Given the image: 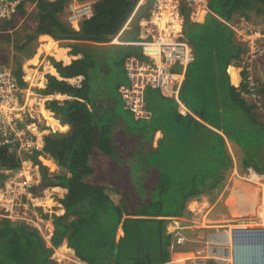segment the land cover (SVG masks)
Listing matches in <instances>:
<instances>
[{
	"label": "trees",
	"instance_id": "trees-1",
	"mask_svg": "<svg viewBox=\"0 0 264 264\" xmlns=\"http://www.w3.org/2000/svg\"><path fill=\"white\" fill-rule=\"evenodd\" d=\"M27 1L36 2L34 23L24 24L18 33L24 36L13 40V49L29 58L38 37L46 35L55 42H71L80 55L69 66L55 63L65 80H42L48 81L45 93L70 98L49 103L69 123V132L44 138V152L64 173L55 179L67 189L59 200L65 213L52 215L50 247L36 229L1 219L0 264H46L62 243L86 264H167L171 218L181 217L187 201L216 188L233 167L226 140L236 145L242 169L251 167L264 175V117L257 119L240 96L249 92V83L236 89L227 73L229 63L244 50L216 18L260 19L264 0H208L203 23L185 19L184 35L193 46L194 61L186 70L180 100L203 123L180 116L175 102L153 90L145 97L148 121L135 122L124 109L118 93L125 82L123 62L137 52L101 45L119 34L139 0H96L78 31L58 16L69 0ZM137 13V18H146L148 5ZM129 32L124 39L137 35ZM0 40L12 42L9 36ZM18 61L13 74L23 88L27 84ZM72 78L79 80L71 83ZM262 105L264 100L259 111ZM51 127L60 131L53 122ZM157 128L162 137L153 147ZM19 167L0 149V181L8 177L5 171Z\"/></svg>",
	"mask_w": 264,
	"mask_h": 264
},
{
	"label": "built area",
	"instance_id": "built-area-1",
	"mask_svg": "<svg viewBox=\"0 0 264 264\" xmlns=\"http://www.w3.org/2000/svg\"><path fill=\"white\" fill-rule=\"evenodd\" d=\"M95 1L69 0L62 10L66 24L70 27L79 25L91 15ZM27 3V0H0V34L16 30L26 13ZM146 4L149 15L140 26V36L135 40L122 41L116 38L117 35L110 41L137 52L127 56L123 62L125 82L118 88L123 107L133 121H148L151 112L146 106L145 96L147 90H154L175 102L180 116H193L180 100L186 70L194 61L193 46L184 35L185 19L193 23L202 20L209 12L208 0H139L124 26H129L135 13ZM216 18L237 37L250 63L264 53V14L254 24L241 17L235 21ZM39 67V64L28 66L32 78L25 77V73L22 79L27 85L21 88L11 69L0 65V149H5L8 156L20 163L16 174L4 172L8 175V182H0V220L25 223L36 229L44 242H48L52 220L47 215L58 214L53 207L47 212L44 189L47 181L31 160L40 157L39 161L55 162L44 152V138L59 133L49 126V122H58V116L49 103L70 98L64 93H45L44 87L34 81ZM55 165L59 167L56 162ZM233 171V175L238 177L240 170L234 166ZM241 178L250 184L260 185V188L264 185V175L251 167L244 168ZM40 206L43 212L39 210ZM260 220L239 219L221 231L216 230L194 248L191 245L193 241L177 228L171 239L172 251L178 255L177 248H182L180 253L185 251L189 255L185 257L186 264H234L236 256L231 246V233L234 229L262 228L264 220Z\"/></svg>",
	"mask_w": 264,
	"mask_h": 264
},
{
	"label": "rangeland",
	"instance_id": "rangeland-1",
	"mask_svg": "<svg viewBox=\"0 0 264 264\" xmlns=\"http://www.w3.org/2000/svg\"><path fill=\"white\" fill-rule=\"evenodd\" d=\"M26 13L22 16L20 19L19 25L14 30V32L10 33H1L0 37L2 36H9L12 38L11 43L3 42L0 40V65H3L5 67H8L13 72L14 68L16 67V64L19 63L18 60H21L22 65V76L30 77L32 78V75L28 74L29 71H27L29 66V61L34 57L38 50V41H37V47L35 51L32 53V55L28 58V55L24 51H17V49L14 48V42L18 41L20 37L23 38L24 34L19 35L18 33L21 31L24 24H33L34 23V17H35V9H32V7L25 8ZM33 12L32 16L30 15ZM25 17V20H24ZM249 23L254 24L257 23L259 20V17H255L253 15L250 16ZM234 39L238 41L237 37L234 36ZM27 55V56H26ZM43 58V57H42ZM41 58V59H42ZM242 60H235L234 65H238L240 67L239 75L242 80V77L245 76L242 85L244 82H249V92L246 91L241 92L240 96L244 99L247 106L251 107L253 105H256L261 103L262 100H264V58L262 59V64L257 68V70L251 69L252 66L256 65H250V59L249 57L246 58V55L241 56ZM40 59V60H41ZM249 64V66H248ZM36 68V67H35ZM243 69H246V71H241ZM242 72V74H241ZM248 80V81H247ZM43 85H47V83H44ZM42 85V86H43ZM44 89L46 86H43ZM148 91L152 90H147ZM154 91V90H153ZM158 92V91H157ZM146 97V96H145ZM258 106V105H257ZM50 108H52L49 105ZM264 108V107H262ZM251 113L256 117L262 120L264 117V110L257 112L255 114L252 109ZM129 115V114H128ZM229 151L231 153L232 159H233V167L229 171L227 170L225 172V175L223 179L221 180L220 184L217 185L216 188L209 191L208 193L201 195L197 198H194L192 200L194 204H192L188 210L186 211V215L182 221H177L176 224L171 223L167 226V232L170 234V243L169 246L166 247L167 252V258L169 264H186V256H189L185 251L183 254H181L180 250H183L182 248H177L178 255L175 254V251H172L171 247V239L172 236L177 228L181 230V233L183 232L185 236L189 240H192L193 243L191 244L194 248L195 246L199 245L202 241H204L207 237L211 236L216 230L221 231L226 228L227 225H231L233 222L239 220V219H248V220H264V191L260 189L258 192V198L253 197L254 189L260 188L258 184H250L246 180L242 179V173H244V169L240 167V155L238 150H235L234 147L230 146ZM40 157H35L33 160H31L34 165L38 166L39 172L41 173L42 178L47 177L50 174H52L53 171V165L45 162V161H39ZM237 167L238 169V177L236 175H233V168ZM18 172V169H10L7 174H16ZM5 174V173H4ZM233 175L234 183L233 191L230 190V186L227 183L228 179L231 178ZM7 178L0 181L1 183H6L8 180ZM233 179L231 182H233ZM49 183L50 180H49ZM232 184V183H231ZM230 184V185H231ZM49 185H46V188ZM238 187V194L236 193V188ZM49 189V188H48ZM48 189H45L48 190ZM46 194V193H45ZM54 195H52L53 197ZM236 198L235 199V205H230L228 203V198ZM253 199V200H252ZM251 202H253V209L251 210ZM225 204L230 206H224ZM235 207L236 210L233 208ZM56 209V207H55ZM40 210V209H39ZM58 210V209H57ZM51 211V205L48 206L47 212ZM48 218H51L52 220V214L47 215ZM46 216L45 218L48 219ZM261 221V220H260ZM236 235V242H238L240 239L247 241V243H250L253 241L255 237H257L260 241L263 242L264 245V227L262 228H250V229H234L233 231ZM62 246L57 247L53 250V254L49 257L48 260H51L52 262L56 264H83V262H80L76 258H74L73 253L70 252L68 248H60ZM64 249V250H63ZM185 249V248H184ZM63 250V251H62ZM62 251V252H61ZM185 254V255H184ZM237 256L235 257V263L234 264H258L255 256H247L242 253H240V249L237 248ZM191 255V254H190ZM248 259V260H247Z\"/></svg>",
	"mask_w": 264,
	"mask_h": 264
},
{
	"label": "crops",
	"instance_id": "crops-1",
	"mask_svg": "<svg viewBox=\"0 0 264 264\" xmlns=\"http://www.w3.org/2000/svg\"><path fill=\"white\" fill-rule=\"evenodd\" d=\"M27 7H32V9H35V11H36L35 2H28L26 4V8ZM32 14H33V12L30 15L32 16ZM137 15H138V13L136 12L135 15H134V18L131 21V24H129V26H127V27L124 26L122 28V31H123L122 34H121V31H120V33L118 34V36L116 38H119V40H122V41H131V40L137 39L140 36V26L143 23V21L148 19V18H137ZM58 16L62 20V22H64L66 24L65 19H64L63 14H62V11L58 14ZM241 18H244V17H241ZM201 21L202 20L200 19V22ZM203 21H204V19H203ZM73 26L74 27H71L73 30H75V31L79 30L80 26L78 24H75ZM132 29L137 32V35L135 37H133V38L124 39L123 38L124 32L126 33V35L127 34L129 35V33H130L129 31H131ZM232 34H233V32H232ZM233 37H234V34H233ZM37 41H38V50H37L36 54L34 55V57L29 61V66L30 65H36V64H39V66H40L38 72L36 73V75L34 77V81L37 84L42 86L44 84L42 82V80H43V78H46L47 76L48 77L49 76L54 77L58 81L65 80L64 78L60 77V75L58 74V72H57L56 68L54 67V65H55V63H58V64H60L63 67L64 66H69L72 63V61H74V60H76V59H78L80 57V55H75V53L73 52L72 47H71L72 43L69 42V41L55 42L49 36H46V35L39 36ZM233 41L235 43L239 44V42L236 41L234 38H233ZM108 44L117 46V45H115L112 42L103 44L101 46L102 47L103 46H107ZM119 47L130 48V47H125V46H119ZM242 55H244V53H242L237 59L238 60L239 59L242 60V58H241ZM263 58H264V53H262V55L256 56V59L253 60L250 63V65L253 63L252 65H256V66H252L251 69L257 70V68L260 66V64H262V59ZM237 59H235V60H237ZM235 60H232L229 63V65L227 67V73H228L229 78H230V84L237 89L238 87L242 86V83H243V80H244L245 76H243L242 80H241L240 75H239L240 67L238 65H236V64H235V66H233ZM248 66H249V64H248ZM27 71H28V69H27ZM241 71L245 72L246 69H243ZM241 74H242V72H241ZM78 80H79V78H77V79L72 78V79L69 80V82L74 83V82H77ZM43 86H46V85H43ZM164 101H166V100H164ZM166 102H168V101H166ZM257 105H259V103ZM257 105L255 103V105H253L252 108H251L252 111L255 114H257V112H260ZM263 106L264 105H262L260 108H262ZM56 115L58 116V119H57L58 122L55 123V124L58 125L57 128H59V130H60V131H58L59 133H57V134L64 135V134L68 133L69 130H70L69 123L62 116H60L59 114H56ZM192 117H194L198 122H202L199 118L195 117L194 115ZM141 122H145V121H141ZM50 124L52 125V122H50ZM60 125L62 126V128L60 127ZM209 128L211 130H213V131H216L212 127H209ZM161 137H162V134H161L160 130L158 128L155 129V131L153 132V137L151 139V144H152L153 147H156L158 145V142L160 141ZM225 145H226V148L228 150H229L230 146L234 147L235 150H237V147H236V145L233 142H229V141L226 140ZM229 153H230V151H229ZM230 155H231V153H230ZM232 161H233V159H232ZM45 162H47V164L50 163V164L53 165V169L51 170L53 172L49 176L43 177V178H45V180L47 181V185L54 187V188H49V189L47 188L48 190L45 191V193H46L45 203L48 206L51 205V207H53V209L57 211L58 216H62L65 213V211H64L63 207L61 206V204H60V202L58 200H61L65 196V194L67 192V189H66V187L64 185H62L61 183L57 182V180L55 178L59 177V176H63L64 173H63L62 170H60L59 167H57L55 165V162H50V161H45ZM231 169L232 168L230 167L229 171ZM41 176H43V175H41ZM232 179H233V175L231 176V178L228 179L227 183L230 186V190L233 191L234 189H233L232 185H235V183H234V179H233V182H231ZM49 180H50L51 183H49ZM44 189H46V188H44ZM260 189L261 188L254 189V193H253V197L252 198H254V197L258 198V192L257 191H260ZM261 190L264 191V185H263ZM236 193L238 194V187L236 188ZM52 195H54V196L52 197ZM235 199H236L235 197L233 199L232 198H228V203L230 205L234 206L235 205ZM193 201L194 200H192V199L187 201V203L185 205L184 213H183V215L181 217L171 218L173 224H176L177 221H182V219H184L185 216H187L186 215V211L188 210V208L192 204H194ZM251 203L253 205V202H251ZM58 204L60 205V207H58L59 206ZM230 205L225 204L224 206H230ZM55 207H56V209H55ZM233 208L236 210L235 207H233ZM39 209L43 210V207L40 206ZM45 243H46V245L48 247H50L49 241L45 242ZM60 246H62L60 248H68L70 250V252L73 253V255H74L73 257L76 258L77 260H79L75 256L74 251L72 249H70L67 246L66 243H62ZM171 247H172V244H171ZM80 262H82V261H80ZM83 264H86V263L83 262Z\"/></svg>",
	"mask_w": 264,
	"mask_h": 264
},
{
	"label": "bare ground",
	"instance_id": "bare-ground-1",
	"mask_svg": "<svg viewBox=\"0 0 264 264\" xmlns=\"http://www.w3.org/2000/svg\"><path fill=\"white\" fill-rule=\"evenodd\" d=\"M49 126L51 127L50 122H49ZM250 207L252 210L253 209L252 203ZM40 211L43 212V210H40ZM231 234H232L231 246L235 251V256L238 255L237 254V248H238L240 249V253L247 255L249 257L254 255L258 264H264V245L262 241H260L257 237H255L253 241L250 243H247V241H244L241 239L238 242H236L238 238H236L235 233H231Z\"/></svg>",
	"mask_w": 264,
	"mask_h": 264
},
{
	"label": "water",
	"instance_id": "water-1",
	"mask_svg": "<svg viewBox=\"0 0 264 264\" xmlns=\"http://www.w3.org/2000/svg\"><path fill=\"white\" fill-rule=\"evenodd\" d=\"M46 264H56V263L52 262L51 260H47Z\"/></svg>",
	"mask_w": 264,
	"mask_h": 264
},
{
	"label": "clouds",
	"instance_id": "clouds-1",
	"mask_svg": "<svg viewBox=\"0 0 264 264\" xmlns=\"http://www.w3.org/2000/svg\"><path fill=\"white\" fill-rule=\"evenodd\" d=\"M208 9H209V8H208ZM205 16H206V15H205ZM205 16L203 17V19H205ZM203 19H202V21H203ZM202 21H201V22L198 21V22H195V23H203L204 21H203V22H202Z\"/></svg>",
	"mask_w": 264,
	"mask_h": 264
},
{
	"label": "flooded vegetation",
	"instance_id": "flooded-vegetation-1",
	"mask_svg": "<svg viewBox=\"0 0 264 264\" xmlns=\"http://www.w3.org/2000/svg\"><path fill=\"white\" fill-rule=\"evenodd\" d=\"M234 233V232H233Z\"/></svg>",
	"mask_w": 264,
	"mask_h": 264
}]
</instances>
